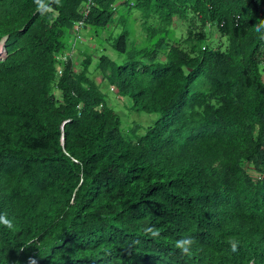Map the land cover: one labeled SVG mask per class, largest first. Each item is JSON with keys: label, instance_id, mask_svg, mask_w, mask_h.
I'll return each mask as SVG.
<instances>
[{"label": "trees", "instance_id": "16d2710c", "mask_svg": "<svg viewBox=\"0 0 264 264\" xmlns=\"http://www.w3.org/2000/svg\"><path fill=\"white\" fill-rule=\"evenodd\" d=\"M86 1L0 0V264H264V0Z\"/></svg>", "mask_w": 264, "mask_h": 264}, {"label": "clouds", "instance_id": "9594fccd", "mask_svg": "<svg viewBox=\"0 0 264 264\" xmlns=\"http://www.w3.org/2000/svg\"><path fill=\"white\" fill-rule=\"evenodd\" d=\"M91 3H92L91 0L86 1V4H85L84 9H83L84 10L83 13L85 15L87 14L89 5ZM262 30H264V21H260L259 24H257L255 26V31L260 34L259 38L264 40V32H262ZM7 38H8V35H4L0 39V60L4 59L7 55V50H6ZM79 41H81V40H79ZM81 42L79 44H76V40L71 41L67 45V48L64 50L63 53H60L58 56L55 55V59L61 58L65 62L68 59H70V56H72L73 58H77L80 54L79 48L77 47V45H81ZM74 51H76L75 54H73ZM73 63L77 64L78 62L73 60ZM60 73H61V70L58 69L56 74L59 75ZM56 84L57 83L53 82V86H56ZM52 94L54 95V97L56 99L61 98L60 90H58L57 88L54 89ZM115 96L122 97V99L124 98V96L118 95V94H116ZM110 99H111V97L109 98V103H111ZM114 99H115V97H114ZM123 102H124V99H123ZM124 104H126V102H124ZM110 106L112 107V104ZM60 141H61V143L64 142V138L62 135L60 137ZM0 225H3L7 229H13L14 228V224H13L12 220L8 219L7 214H0ZM145 233L150 234L152 237H158L159 236V232L156 229L151 228V227L146 228ZM194 243H195V240L192 237H185V238H182L176 242V247H177V249H179L181 256H186V255L191 254L190 249ZM229 243L231 244L233 252L238 250V247H237L238 242L237 241L230 239Z\"/></svg>", "mask_w": 264, "mask_h": 264}, {"label": "rangeland", "instance_id": "374dc122", "mask_svg": "<svg viewBox=\"0 0 264 264\" xmlns=\"http://www.w3.org/2000/svg\"><path fill=\"white\" fill-rule=\"evenodd\" d=\"M135 24V23H134ZM136 25V24H135ZM136 28H137V25H136ZM139 30V29H138ZM123 31V24H119V25H115L114 26V36H116L117 34L116 33H122ZM85 39V38H84ZM89 39L85 40V41H82L81 42V45H90V44H93V40L92 41H88ZM107 48L106 50H104V53H106L107 55H110L111 57H115L116 56V51L112 48L111 46V43H107ZM80 46V45H79ZM91 46V45H90ZM101 52V50H100ZM76 51L73 52V54H75ZM99 55V53H97V56ZM97 56H94L92 58V61L95 62L96 60V57ZM99 76L97 77V80H99ZM112 93V94H111ZM111 93H108V97L110 98L111 97V103L110 105L112 104V107L115 109V111H117L120 116L126 121V122H138L139 125H143L145 128L152 124L154 122V119L157 117V114L155 113H145L144 111H139L140 113H137V112H134V111H130L129 109H127V106L129 107L131 105V102L129 100V98L127 97H124V102H126V104H124L123 102V99L122 97H117L115 96L116 95V92H111ZM118 94V93H117ZM115 99H114V97ZM123 105H126V106H123ZM254 175V174H253Z\"/></svg>", "mask_w": 264, "mask_h": 264}]
</instances>
